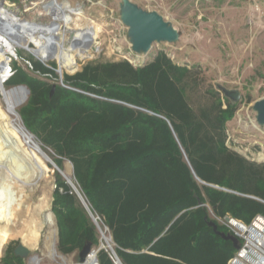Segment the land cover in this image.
<instances>
[{
  "label": "trees",
  "instance_id": "16d2710c",
  "mask_svg": "<svg viewBox=\"0 0 264 264\" xmlns=\"http://www.w3.org/2000/svg\"><path fill=\"white\" fill-rule=\"evenodd\" d=\"M31 63L32 69L15 63L7 79L29 89L19 113L31 131L45 133L59 157L72 162L81 194L110 231L122 264H227L235 249L207 225L206 205L216 215L228 213L244 222L264 215V162L225 144V123L237 104L219 99L209 128L185 97L183 83L191 70L164 51L140 66L126 58L87 63L64 75L70 88L57 83L51 96V84L34 73L55 77V72ZM58 64L61 73L78 67ZM9 131L0 136V147L11 137L19 139ZM59 157L54 158L58 166ZM28 158L35 177L48 169L35 151ZM20 181L33 190L35 182ZM55 184L59 250L69 254L85 241L96 245L99 231L74 190L58 173ZM22 199L28 202L25 194L7 206L0 203V247L15 234L9 223ZM96 254L98 264H115L107 249ZM1 264L25 262L11 250Z\"/></svg>",
  "mask_w": 264,
  "mask_h": 264
},
{
  "label": "rangeland",
  "instance_id": "374dc122",
  "mask_svg": "<svg viewBox=\"0 0 264 264\" xmlns=\"http://www.w3.org/2000/svg\"><path fill=\"white\" fill-rule=\"evenodd\" d=\"M47 1L50 0H6V4L11 12L16 11L17 16L25 21L49 24L53 20H59L62 15L53 10H49L51 13H48L42 7ZM58 1L69 3L72 9L76 10L75 14H72L73 18L67 26L68 29H65L64 34H66L67 41L72 39L73 34L79 28L96 24L99 26V39L95 49L92 47L84 57L43 59L34 50H26L14 45L17 57L10 63L13 72L15 63L32 69L31 62H39L53 69L56 76L52 77L49 73L34 74L51 85L60 84L59 74L56 72L58 62L78 65L73 71L64 68L61 76L63 79L64 75H73L81 71L87 63L114 62L126 58L132 64H136L135 66H140L152 60L158 51H164L175 63L187 65L191 70L183 83L185 97L196 117L203 120L209 128L212 127L210 125L216 114L214 104L225 97L216 88V84L240 91V99L234 102L237 104L234 115L225 123L223 131L225 144L249 160L264 162V126L257 124L256 113L252 108L256 100L264 97V0H131L143 9L156 10L180 33L179 39L174 43L152 44L146 55L131 51L127 27L119 18L121 0ZM59 22L64 26L61 20ZM19 28L15 31L10 28L9 33L13 35V38H18L25 31V26L23 29ZM30 47L34 48V45L30 44ZM5 73L6 71L0 75V82ZM17 85L19 84H10L6 81L3 86L5 89H11ZM28 96L29 93L26 99L16 106L19 123L24 130L30 133L34 143L39 144L41 150L55 163L54 158L59 156L53 146L45 141V133L41 129L31 131L19 113V109L27 103ZM0 106L5 110L6 104L1 94ZM223 107H225L224 103ZM1 117L4 122L13 118L10 115L6 116V119L2 115ZM212 130L213 134L217 133L216 130ZM16 136L22 141L21 143L19 139L11 137L4 142L3 147H0V151L4 152V155L0 154V203L7 206L10 201L15 203L25 194L28 202L25 199L21 200L22 206L18 209L15 220L9 223L15 234L0 247V264L7 251L11 252L18 243L29 247V254L23 258L25 264H34L33 256L38 257L37 264H60L57 257L54 259L50 256L46 246V236L52 231L56 252L63 255L67 261L78 264L80 249L63 254L58 248V227L53 212L56 173L65 181L66 179L54 169L47 159L43 161L48 169L42 175L35 177L33 162L28 158V154L33 149L23 142L19 135L16 134ZM59 158L62 160L61 165L55 164L71 178L79 189L72 162L66 157ZM25 177L27 179H24ZM20 180L35 182L33 190L29 189V186L21 187ZM42 201H45V205L37 214L33 209ZM26 204L29 209L32 206V211H24ZM49 212L53 219L51 225L46 223V215ZM34 221L40 223L38 240L34 244L24 242L23 234L27 229L26 225L34 224ZM219 227L222 226L219 225ZM101 228L108 236L110 235L114 247L115 243L108 228L105 225ZM100 239L99 233L98 243L93 245V248L99 246ZM104 248L109 251V248Z\"/></svg>",
  "mask_w": 264,
  "mask_h": 264
},
{
  "label": "bare ground",
  "instance_id": "6f19581e",
  "mask_svg": "<svg viewBox=\"0 0 264 264\" xmlns=\"http://www.w3.org/2000/svg\"><path fill=\"white\" fill-rule=\"evenodd\" d=\"M44 7L50 11L53 10L56 12H60L62 16L59 20H61L62 23H64V26L59 22V20H53L49 24H42V23L37 24L33 22H28L19 18L15 13L11 12L7 7L0 6V24H2L3 22V26H5V28L3 29L4 31H1L0 33V75L6 71L5 63L8 62L6 55L10 54L12 51L16 53V51L13 50V48H15L14 45H17L26 50H34L38 52L43 59H52V58L59 59L60 57L73 59L77 56L84 57L87 52L89 53L92 47H94L95 49V46L99 39L98 25L96 24L87 25L85 27L79 28V30L73 34L72 39L70 41H67L65 37L66 34H64L65 29H68L67 26L69 25V23L72 21L73 18L72 14L73 13L75 14L76 10L72 9L69 3L58 0L48 1ZM66 15L69 16L67 17ZM24 26H25L24 28L25 31H23L18 38H13V35L9 33L10 28H12L15 31V29H20L19 27L23 29ZM30 44L34 45V48H31ZM5 76L6 74L3 76V79ZM3 79L2 82H0V93L6 104V106H4L6 108L4 110L0 106V113L2 114L4 119H6V116L9 115L13 118L8 122L7 120L5 121L4 125L0 129V135L6 131L11 130L15 134L19 135L23 140V142L28 144L37 153L39 157L46 160L45 156L42 155L41 153L42 150L38 146L39 144L37 145L34 143L30 133L24 130L22 125L19 123V119H18L19 115H17L16 113V106L22 103L27 97L26 91L21 87L5 89L3 86L4 85ZM63 174L71 180V178L65 172H63ZM44 205H45V201L40 202L33 209V211L38 214V212H40L43 209ZM31 207L29 211H32ZM46 223L48 225L53 224L52 214L50 212L46 215ZM39 227H40L39 222L34 221V224L32 223L27 224L26 225L27 229L24 230L25 233L24 234L22 233L23 241L28 243L30 242L31 244L36 243L39 236L38 233ZM53 234L54 232L52 231L46 236V246L49 249L50 256L54 257V259H56L55 257H57L60 260V264H73L71 261H67L66 258L60 257L56 252L54 248ZM100 236H101L100 245H104L106 248H109V250L110 248H113L110 245V241H111L110 236L107 235L105 230H102ZM93 249L94 251L90 253V255L86 258L83 264H96L97 249L95 248ZM38 261H39L38 257L33 256V263L37 264Z\"/></svg>",
  "mask_w": 264,
  "mask_h": 264
},
{
  "label": "water",
  "instance_id": "95a60500",
  "mask_svg": "<svg viewBox=\"0 0 264 264\" xmlns=\"http://www.w3.org/2000/svg\"><path fill=\"white\" fill-rule=\"evenodd\" d=\"M119 18L120 21L127 27V36L129 39V43L131 45V51L136 54H148L152 44L160 43V42H167V43H174L179 39L180 33L173 26V24L166 20L160 13L156 10H146L140 7L137 3L131 0H121L119 3ZM77 43V42H76ZM58 72V79L62 80V73L60 70V66L58 64V68L56 69ZM15 87L23 88L26 93H29V89L23 85L19 84ZM56 87V84L53 83L51 85V89L49 92V96L52 95ZM216 88L223 93L225 97H227L232 102H237L240 99L241 93L238 89L235 88H227L221 84H216ZM253 110L255 111V119L258 125L264 126V97L256 100L252 106ZM169 123V122H168ZM41 149V148H40ZM41 151V150H40ZM42 155L45 156L47 161L56 169L67 181V183L72 187L76 195L78 196L79 200L81 201L84 209L87 211L89 217L91 218L92 222L97 227L99 233H102V229L98 222L97 217L94 216L92 213L89 205L87 204L86 200L84 199L83 195L79 191V189L75 186V184L67 178L63 171L51 160L49 159L44 152ZM212 185V184H209ZM215 234L219 235L224 240H229L232 243L234 249H238L239 243L238 238L229 232L220 231L217 228V224L212 220L208 219L207 216L204 217ZM104 245H100L97 247V251L104 248ZM115 253L114 248H110ZM94 251L93 244L90 241H85L83 246L78 251V264H83L86 258ZM30 252L29 248H27L22 243H18L17 246L13 249V253L16 256L24 258ZM116 255V253H115ZM115 264H122L119 257L116 255L114 260ZM96 264H98L96 258Z\"/></svg>",
  "mask_w": 264,
  "mask_h": 264
},
{
  "label": "built area",
  "instance_id": "2783aa9c",
  "mask_svg": "<svg viewBox=\"0 0 264 264\" xmlns=\"http://www.w3.org/2000/svg\"><path fill=\"white\" fill-rule=\"evenodd\" d=\"M47 2L42 5L44 9H46L44 6ZM6 3V0H0V6L9 8ZM46 10L50 12L48 9ZM13 12L17 15L16 11ZM4 28L5 27L2 22V24H0V31H4ZM13 50L16 51L15 48H13ZM16 57L17 54L13 51L6 55L8 62L5 63L6 76L3 79L5 80L4 82H6L13 74L10 63H12ZM60 84L64 87L70 88V86L63 82V79L60 80ZM206 206L208 208L210 218L217 225H221L227 230V232L238 238L239 247L238 249H235L233 255L227 260V264H264V215L256 214L249 222H244L243 220H240L228 213L222 216L216 215L208 205ZM97 219H99V217H97ZM116 255L113 250H109V256L113 262Z\"/></svg>",
  "mask_w": 264,
  "mask_h": 264
},
{
  "label": "crops",
  "instance_id": "0c3cea01",
  "mask_svg": "<svg viewBox=\"0 0 264 264\" xmlns=\"http://www.w3.org/2000/svg\"><path fill=\"white\" fill-rule=\"evenodd\" d=\"M5 81V80H4ZM1 94V93H0ZM1 114V113H0ZM2 115V114H1ZM1 115H0V129L2 128V126H3V124H4V121L2 120V117H1ZM4 118V117H3ZM9 132H11L12 133V131H9ZM3 134V133H2ZM1 134V135H2ZM12 134H14L15 136H16V134L15 133H12ZM0 135V136H1ZM17 137V136H16Z\"/></svg>",
  "mask_w": 264,
  "mask_h": 264
}]
</instances>
